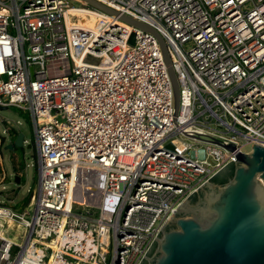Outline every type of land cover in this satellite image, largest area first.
Here are the masks:
<instances>
[{
  "label": "built area",
  "instance_id": "1",
  "mask_svg": "<svg viewBox=\"0 0 264 264\" xmlns=\"http://www.w3.org/2000/svg\"><path fill=\"white\" fill-rule=\"evenodd\" d=\"M70 1L0 0V107L32 117L39 174L30 218L0 203V264H140L236 152L264 147V0H92L117 13L93 27ZM125 19L164 41L176 123L162 45Z\"/></svg>",
  "mask_w": 264,
  "mask_h": 264
},
{
  "label": "water",
  "instance_id": "2",
  "mask_svg": "<svg viewBox=\"0 0 264 264\" xmlns=\"http://www.w3.org/2000/svg\"><path fill=\"white\" fill-rule=\"evenodd\" d=\"M85 1L109 14H117L100 3ZM125 20L151 31L162 45L173 86L176 123L181 104L180 86L164 41L148 26ZM130 43H135L134 35ZM182 134L229 153L237 151L235 143L209 132L190 130ZM23 147L24 134L20 133L7 150ZM235 156L236 162H230L214 176L234 164L233 178L217 185L211 182L213 177L194 194L195 203L191 202L194 195L182 203L140 264H264V147L253 145L250 152L239 151ZM16 183H21L20 176H16Z\"/></svg>",
  "mask_w": 264,
  "mask_h": 264
},
{
  "label": "rangeland",
  "instance_id": "3",
  "mask_svg": "<svg viewBox=\"0 0 264 264\" xmlns=\"http://www.w3.org/2000/svg\"><path fill=\"white\" fill-rule=\"evenodd\" d=\"M70 3L72 6L81 11V13L78 14V20L76 19L74 22H77L80 25L93 27L92 24L84 23L87 22L86 20L88 18L92 21L96 19L95 23L97 22V16L95 14L98 8L88 1H85V4H82L78 1L71 0ZM82 11L84 12L82 13ZM91 59L92 57H89V60ZM11 126H13L14 130L18 133L24 134L25 144L23 147V158L19 152H16L15 150H7V146L11 144L12 139L4 133V130ZM0 135L5 138L4 145L0 146V203L14 208L29 199L32 193L38 192V152L35 126L32 117L30 114L24 113L14 107H9L6 110H0ZM29 146H31V148H28ZM247 150H249V148H247ZM22 162H24L26 166L24 172L25 180L22 182L21 179V183L18 185L16 183V176L22 177L23 175L22 173L17 174L15 165L16 163L17 165H21ZM26 210L29 212L28 218H30V216L34 213V208H28L27 206ZM24 233V228L17 229L15 227L14 229L9 230L6 235H9V237L15 242L23 244L25 240L22 239Z\"/></svg>",
  "mask_w": 264,
  "mask_h": 264
},
{
  "label": "trees",
  "instance_id": "4",
  "mask_svg": "<svg viewBox=\"0 0 264 264\" xmlns=\"http://www.w3.org/2000/svg\"><path fill=\"white\" fill-rule=\"evenodd\" d=\"M20 133H18L16 130L14 129H11L10 130V134L9 136L11 137L12 139V142L11 143H14L17 139V137L19 136ZM5 143V138H1V141H0V146L1 145H4ZM15 151L16 152H19L22 156V158L24 157V152H23V148H15ZM17 161V160H16ZM15 161V162H16ZM1 167V166H0ZM25 163L22 162L21 165H15V170L18 173H22V182L25 180L24 178V172H25ZM234 172H235V166L234 164H231L229 165L227 168H225L220 174H218L216 177H214L211 182L214 183V184H217V185H223V184H226L228 183L234 176ZM197 201V196L194 195L192 198H191V202L192 203H195ZM29 202H30V198L25 200L24 202H22L21 205H17L15 206V210L19 211V212H22L24 210H26L27 206L29 205ZM154 251V249H153ZM153 251L151 252V254L153 253Z\"/></svg>",
  "mask_w": 264,
  "mask_h": 264
},
{
  "label": "bare ground",
  "instance_id": "5",
  "mask_svg": "<svg viewBox=\"0 0 264 264\" xmlns=\"http://www.w3.org/2000/svg\"><path fill=\"white\" fill-rule=\"evenodd\" d=\"M84 11H82V13H83ZM72 13H78V14H80L81 13V11H77V12H72ZM94 14V13H93ZM87 19V18H86ZM96 20V19H95ZM95 20L94 21H92L90 18H88L86 21V23H84V24H92L93 26L95 25Z\"/></svg>",
  "mask_w": 264,
  "mask_h": 264
},
{
  "label": "flooded vegetation",
  "instance_id": "6",
  "mask_svg": "<svg viewBox=\"0 0 264 264\" xmlns=\"http://www.w3.org/2000/svg\"><path fill=\"white\" fill-rule=\"evenodd\" d=\"M15 150V149H14Z\"/></svg>",
  "mask_w": 264,
  "mask_h": 264
}]
</instances>
